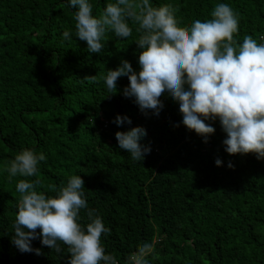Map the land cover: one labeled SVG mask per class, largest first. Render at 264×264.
Here are the masks:
<instances>
[{
    "label": "trees",
    "instance_id": "obj_1",
    "mask_svg": "<svg viewBox=\"0 0 264 264\" xmlns=\"http://www.w3.org/2000/svg\"><path fill=\"white\" fill-rule=\"evenodd\" d=\"M99 15L114 0H92ZM239 16L238 42L264 43V0H152L170 4L182 28L211 19L217 3ZM68 0H0V264H68L40 240L42 254L21 253L12 243L20 194L4 166L25 148L44 152L40 191L55 196L81 175L89 208L111 228L102 241L119 264L144 242L157 241L152 264H264V160L225 151L219 120L207 143L182 124L179 105L164 99L160 118L145 116L122 94L128 77L110 94L102 79L121 59L139 70L138 25L132 36L108 33L102 54L75 36ZM71 30L72 39L63 32ZM97 76L93 83L85 79ZM117 114L132 124L117 125ZM179 124V126H177ZM144 126L151 154L136 162L119 148L115 133ZM219 158L222 166L215 161ZM231 162L234 167L229 168ZM81 222H88L86 210ZM39 231V229L37 230Z\"/></svg>",
    "mask_w": 264,
    "mask_h": 264
},
{
    "label": "clouds",
    "instance_id": "obj_2",
    "mask_svg": "<svg viewBox=\"0 0 264 264\" xmlns=\"http://www.w3.org/2000/svg\"><path fill=\"white\" fill-rule=\"evenodd\" d=\"M68 3L75 10V36L87 42L90 53L102 54L108 33L128 38L133 34L130 21L138 25L134 42L139 70L127 59L107 69L102 79L110 94L120 93L118 80L128 77L122 94L146 117L160 118L166 110L163 100L169 99L179 105L182 124L205 143L215 134L213 123L219 120L228 154L252 153L264 160V43L252 35L238 42L239 16L229 4L217 3L211 19H197L182 28L172 5L156 7L152 0H114L99 15L94 14L92 0ZM63 38L71 40V30L64 31ZM85 79L97 82L96 75ZM113 122L132 124L129 116L120 114ZM147 135L139 125L115 133L119 148L136 162L151 154V146L142 143ZM46 160L44 152L25 148L4 166L9 180L24 178L16 184L20 201L13 225L14 246L21 253L40 255L42 248L33 247V241L40 240L61 256L66 245L68 264H119L103 244L102 234L109 235L111 228L89 208L81 175H72L55 196L38 190L39 179H27L38 176L40 163ZM215 163L223 165L219 158ZM228 167L234 165L229 162ZM82 210L87 212L86 224L81 222ZM156 244V240L144 242L127 264H152Z\"/></svg>",
    "mask_w": 264,
    "mask_h": 264
}]
</instances>
